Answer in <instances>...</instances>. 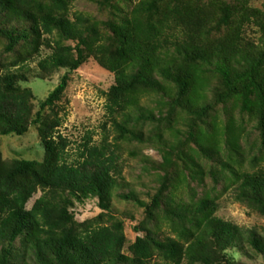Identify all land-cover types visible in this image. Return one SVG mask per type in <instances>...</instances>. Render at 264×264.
Masks as SVG:
<instances>
[{
  "label": "trees",
  "instance_id": "trees-1",
  "mask_svg": "<svg viewBox=\"0 0 264 264\" xmlns=\"http://www.w3.org/2000/svg\"><path fill=\"white\" fill-rule=\"evenodd\" d=\"M73 1L0 0V134L21 136L36 125L45 151L40 161L0 152V264H240L230 251L250 256L248 246L264 255V229L218 216L222 194L198 196L193 185L210 176L214 188L222 182L264 215V9L248 0H97L107 18H72ZM247 23L259 28L258 43L243 36ZM89 58L115 76L106 107L116 142L106 123L102 140L89 131L71 160L59 107ZM36 59L38 79L66 71L38 111L32 88L22 85ZM146 96L156 98L157 111ZM248 121L258 141L248 140ZM119 140L162 155L143 160L162 172L147 199L120 195L146 212L131 254L124 222L102 223L121 178ZM94 198L104 212L78 221L76 205ZM162 223L174 235L160 237Z\"/></svg>",
  "mask_w": 264,
  "mask_h": 264
},
{
  "label": "rangeland",
  "instance_id": "rangeland-1",
  "mask_svg": "<svg viewBox=\"0 0 264 264\" xmlns=\"http://www.w3.org/2000/svg\"><path fill=\"white\" fill-rule=\"evenodd\" d=\"M227 1L234 2V0ZM248 2L252 7L264 9V0H248ZM70 8L72 18L76 14L93 16L97 19H105L108 16L106 10L100 9L97 0H74ZM243 36L246 41L258 43L261 38V32L255 24L247 23ZM2 49L3 42L0 43V51ZM47 53H49L48 49L43 50L44 55ZM4 60H11V56L5 55ZM37 62L38 60L36 59L29 63V81L22 82L23 86L32 88L37 97L34 102L36 111L40 109L42 101L58 85L61 77L66 73L63 69L51 78L45 80L38 79L36 78V73L39 71ZM114 84V74L104 69L94 58H89L79 70L72 73L59 107L63 119L60 131L72 141L69 148L71 160L76 157L78 148L89 131L93 133V140L95 142L102 140L104 125L106 123L109 129V140L116 142L115 137L117 133L111 122H109L110 118L106 107V93ZM155 99L154 97L150 98L146 96L142 102L157 111ZM235 116L237 121H240L242 116L238 111L235 112ZM246 119H249L248 116H246ZM144 129L149 134L153 129V125L150 123L146 124ZM245 129L250 142L258 141L259 132L255 128V122H246ZM117 142L121 145V178H119V185L114 192L112 209L104 216L102 223L111 224L117 219L124 222L127 237L125 253L131 254L129 245L136 241L137 236L145 235V232H136L135 227L146 219V212L142 206L133 201L125 200L120 195L129 191H135L142 198L147 199L146 192L154 191L160 185L159 174H162V172H154L151 168L145 169V165L147 164L143 160L149 157L154 161L161 162L162 155L157 148L150 144L126 140H119ZM242 142L243 145L246 144L245 139ZM0 152L6 160H43L45 151L41 143L38 127L36 125L31 126L29 132L21 136L16 134L4 136L0 134ZM133 153H136V155ZM260 165L264 167V161ZM193 185L197 189L198 196L205 189H209L215 194H222L218 200V216L243 227L251 228L257 226L260 229H264V215L237 201L233 189L224 191L222 182L214 188L211 177L208 176L205 184L200 185L195 181ZM183 191L184 196L187 198L188 191ZM40 195V191L35 194L27 207L31 208ZM74 211L76 219L80 222L95 219L104 212L99 206L98 198L89 199L84 204H77ZM164 234L174 235L167 223H162L160 237ZM248 250L251 253L250 256H245L242 252H234L233 250L230 252L235 255L240 264H264V255H255L256 253L254 254L249 246Z\"/></svg>",
  "mask_w": 264,
  "mask_h": 264
}]
</instances>
